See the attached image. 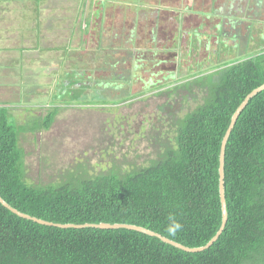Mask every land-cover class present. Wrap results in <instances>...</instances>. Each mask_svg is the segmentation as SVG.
<instances>
[{
  "label": "trees",
  "instance_id": "obj_1",
  "mask_svg": "<svg viewBox=\"0 0 264 264\" xmlns=\"http://www.w3.org/2000/svg\"><path fill=\"white\" fill-rule=\"evenodd\" d=\"M218 70L215 80L200 75L180 86L204 89L203 103L177 122L157 161L56 186L25 182L20 132L1 105L0 198L51 224L127 225L189 249L206 246L221 225V142L240 104L264 85V51ZM57 114L53 108L28 131H48ZM223 158L227 222L203 252L186 253L126 229L46 227L0 204V264H264V90L239 115Z\"/></svg>",
  "mask_w": 264,
  "mask_h": 264
},
{
  "label": "rangeland",
  "instance_id": "obj_2",
  "mask_svg": "<svg viewBox=\"0 0 264 264\" xmlns=\"http://www.w3.org/2000/svg\"><path fill=\"white\" fill-rule=\"evenodd\" d=\"M98 1L84 0L86 14L98 11ZM130 1L137 7L126 4L122 10L109 8L103 19L91 20L93 30L90 25L88 50L72 55L71 60H76L78 66L67 64L71 65L68 71L75 68L83 73L84 81H91L85 82L86 88L76 102L67 98L60 102L50 99L52 108L38 106L41 102L38 97L45 96L46 89L52 84L48 86L39 77L34 84L31 78L35 77L32 76H25L28 78L21 81L20 71H14L15 76L10 75L0 82L5 85L0 84V94L6 95L0 97V106L20 132L18 141L23 153L26 183L39 187L56 186L70 178H91L110 171L127 173L157 161L163 153L164 143L173 140L177 122L203 103L204 89L194 86L186 90L180 86L191 84L196 76L214 75L220 70L218 68L255 54L229 51L227 58L216 51L219 37L216 26L220 19H204L197 14L207 8L208 1L194 0L188 11L193 13L186 15L182 12L183 6L189 5L188 0ZM105 3L107 0L103 1L106 7ZM14 5L11 4L6 12L4 10L5 21L12 13L18 15L20 6ZM77 5L78 0L59 4L56 14L60 11L61 18L69 12L70 16V11H75ZM5 6L9 7V4H4V9ZM25 6V13L34 11L31 6ZM140 6L147 11H141ZM136 13L140 15L137 19ZM66 21L69 22L67 19L63 22ZM88 22L85 24L89 26ZM201 25L203 28L199 27ZM198 28L202 35H209L208 43H200V51L187 47V38H182L183 32L186 34ZM98 30H101V37ZM66 33L61 31L55 37L62 39ZM2 34L9 37L6 32ZM175 34L180 36V47L173 48ZM98 37L102 38L100 45ZM12 46L17 45L12 42ZM98 47L111 48L115 54L108 55ZM8 55L12 59V53ZM11 59L6 63L11 64ZM35 62L45 65L38 57ZM26 64L30 66L31 62ZM189 68L193 71L187 72ZM97 81L103 83L96 84ZM55 107L58 114L48 131H28L35 129L40 122L38 119Z\"/></svg>",
  "mask_w": 264,
  "mask_h": 264
},
{
  "label": "crops",
  "instance_id": "obj_3",
  "mask_svg": "<svg viewBox=\"0 0 264 264\" xmlns=\"http://www.w3.org/2000/svg\"><path fill=\"white\" fill-rule=\"evenodd\" d=\"M69 1L73 0H0V82L10 75L11 77L15 76L14 71H20L19 80L21 81L28 78L25 76H32L35 77L31 78L34 84L37 77L43 79L48 86L52 84L49 89H46L47 94L45 96L40 95V97H38L41 99V102L38 104L40 107L52 108L50 107V99L54 102H60L63 98H67L68 100L71 99L76 102L78 95H80V93L82 94V90L85 89L82 85L84 81L83 73L78 72L75 68L68 71L67 68L71 67V65L68 66L67 64L72 63L78 66L79 64L76 60H71L72 55H78L88 50L87 47L91 34L89 31L91 28L93 30V21L91 25V20L103 19L102 17L105 16V12L109 8L117 7L115 9L122 10L126 8V4H132L137 7V5L130 0H123L121 2L117 0H107V4L105 3L106 7L103 4V1L106 0H100V2L96 0L100 3L98 11H92L86 14L87 10L84 0H78V5L75 7V11H70V16L68 15L69 12H66L65 15L59 18L61 12L59 11L58 15L55 9L58 8L59 4L69 3ZM193 1L194 0H188L187 3L189 5L183 6V15L193 13L188 12ZM205 1H208L209 4L207 8H205L206 10L204 9L205 12L199 10L197 14L199 15L200 13L199 16L204 19H220L219 26H216V30L219 36L218 43L220 44V53L226 55L223 57L228 58L229 51L243 50L251 54L264 51V0ZM111 2H113V5L110 4ZM4 4H9V7L5 6L4 9ZM11 4L20 6L18 12L21 16H19V13L18 15H13L12 13V16L6 18L7 21H5L4 14L6 10H9ZM25 5L31 6L34 8V11L31 14H28L29 12L25 13ZM140 7L141 11L145 10H142L143 6ZM145 11H147V9ZM202 13H204L205 16H201ZM139 17L140 15L136 13V19ZM179 17L183 18L180 13ZM15 19L18 20V23L15 22ZM65 19L69 20V22H63ZM84 21H90L88 22L89 26L86 25ZM8 27H11V29L9 30ZM199 27L203 28L202 25ZM197 30L201 33L199 28ZM61 31H67V33L62 36V39L60 37H55V35L61 33ZM5 32L9 36L6 37L7 40H5L6 38L2 34ZM96 32L99 37H101V30ZM188 33L192 34V31ZM99 37L98 45H100L102 39ZM112 39H114V36H112ZM12 42L17 46L10 47ZM45 44H47V46ZM98 50L105 51L112 49L98 47ZM8 53H12V59ZM35 57H38L45 65L35 62ZM250 57H252V55ZM9 59H11V64L6 63ZM29 62H31L30 66L26 64ZM37 68H39L40 71L37 70ZM42 74L44 78L41 77ZM21 81H19V83ZM95 83L99 84L100 81ZM2 85L5 87L4 84ZM36 87L40 88L41 86ZM1 93V98L6 97L3 92ZM17 106L19 107V105Z\"/></svg>",
  "mask_w": 264,
  "mask_h": 264
},
{
  "label": "water",
  "instance_id": "obj_4",
  "mask_svg": "<svg viewBox=\"0 0 264 264\" xmlns=\"http://www.w3.org/2000/svg\"><path fill=\"white\" fill-rule=\"evenodd\" d=\"M264 90V85L260 86L259 88L253 90L245 99L244 101L240 104V106L237 108V110L235 111V113L233 114V116L231 117L230 120V125L222 139L221 142V146H220V153H219V168H218V175H219V199H220V207H221V225L220 228L217 232V234L215 235V237L204 247L202 248H196V249H189L186 247H183L179 244H176L172 241H169L168 239H165L163 237H161L160 235H157L153 232H150L148 230H145L143 228H139V227H134V226H127V225H107V224H99V225H81V226H76V225H57V224H51V223H47L35 218H31L27 215H23L19 212H17L16 210L12 209L11 207H9L1 198H0V204L7 210H9L12 214L25 219V220H29L32 221L38 225H42V226H46V227H55V228H59V229H83V228H94V229H100V230H118V229H126L129 231H135L150 237H154L159 239L162 243L167 244V246H172L178 250H181L183 252L186 253H200L203 252L207 249H209L215 242L216 240L219 238V236L221 235L225 224L227 222V213H226V206H225V198H224V152H225V146L227 143V140L230 136V133L239 117V115L241 114V112L244 110V108L247 106L248 102L255 97L258 93H260L261 91Z\"/></svg>",
  "mask_w": 264,
  "mask_h": 264
},
{
  "label": "flooded vegetation",
  "instance_id": "obj_5",
  "mask_svg": "<svg viewBox=\"0 0 264 264\" xmlns=\"http://www.w3.org/2000/svg\"><path fill=\"white\" fill-rule=\"evenodd\" d=\"M180 19H182V18H180ZM177 34V33H176ZM176 34L174 35V38H173V48H175V47H180V42H179V38H180V36L179 35H177L176 36ZM187 38V47H190V48H193L194 50H201V47H200V43H202V42H205V43H208L207 41L209 40V36H205V35H202L201 33H199L198 32V30L196 29V30H193L192 31V34L191 33H182V38ZM218 39H219V37H218ZM216 45H217V47H216V51H218L219 53H220V44L217 42L216 43ZM202 46V45H201ZM204 47L206 46V44H204L203 45ZM196 48V49H195ZM214 52H215V50H214ZM114 55V54H113ZM214 55V54H213ZM112 56V55H111ZM204 61V60H203ZM110 65V67H111V70H113V68H114V66H112L111 65V63L109 64ZM203 64H200V66H202ZM193 70H192V68H189V70L187 71V72H192ZM113 71H111V73H112ZM89 80V79H88ZM85 82H91V81H83L82 83V85L84 86V87H86L84 84H85ZM94 83V82H93ZM101 83H103V82H100V84ZM103 87L104 88H106L107 87V85H105V83H104V85H103Z\"/></svg>",
  "mask_w": 264,
  "mask_h": 264
}]
</instances>
